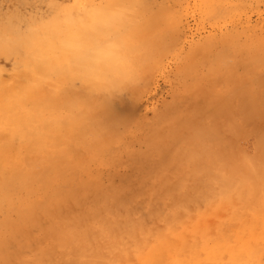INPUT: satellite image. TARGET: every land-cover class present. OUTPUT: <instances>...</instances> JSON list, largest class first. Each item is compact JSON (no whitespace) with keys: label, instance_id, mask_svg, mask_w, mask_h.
Listing matches in <instances>:
<instances>
[{"label":"rangeland","instance_id":"obj_1","mask_svg":"<svg viewBox=\"0 0 264 264\" xmlns=\"http://www.w3.org/2000/svg\"><path fill=\"white\" fill-rule=\"evenodd\" d=\"M0 108V264L264 263V0H0Z\"/></svg>","mask_w":264,"mask_h":264},{"label":"bare ground","instance_id":"obj_2","mask_svg":"<svg viewBox=\"0 0 264 264\" xmlns=\"http://www.w3.org/2000/svg\"><path fill=\"white\" fill-rule=\"evenodd\" d=\"M108 31H109V30H108ZM62 33H63V32H62ZM76 33H77V32H76ZM76 33H75V34H76ZM79 33H80V32H79ZM59 34H61L60 31H59ZM72 34H73V32H72ZM64 35H65V33L63 34V36H64ZM69 35L71 36V34H69ZM77 35H78V34H77ZM51 36H52V34H51ZM58 37H59V36H58ZM58 37H57L56 39H58ZM65 37H66V36H65ZM65 37H64V38H65ZM77 37H78V36H77ZM28 38H29V40H32L31 37H28ZM54 38H55V37H54ZM68 38H69V36H68ZM71 38L73 39L74 37H71ZM85 38H86V37H85ZM74 39H75V38H74ZM74 39H73V41H74ZM149 39H150V38H149ZM66 40H67V39H65V42H64V43L67 42ZM79 40H80V39H77L76 42L79 41ZM85 40H86V39H85ZM155 40H156V39H155ZM32 41H33V40H32ZM68 41H69V40H68ZM73 41H72V42H73ZM81 41H82V40H81ZM81 41H80L79 43H81ZM125 41H126V40H125ZM159 41H160V40H159ZM26 42H27V41H26ZM72 42H71V43H72ZM74 42H75V41H74ZM83 42H84V41H83ZM67 43H68V42H67ZM71 43H70V45H71ZM87 43H88V42H87ZM87 43H86V44H87ZM89 43H90V42H89ZM123 43H124V41H123ZM72 44H73V43H72ZM81 44H82V43H81ZM81 44H80V46H82ZM84 44H85V42H84ZM86 44L83 45V46H84V48H83L84 50H85V48H86V47H85ZM26 45H27V43H26ZM78 45H79V44H78ZM65 46H69V44H68V45L66 44ZM75 46H76V45H75ZM75 46L72 45V47H75ZM80 46H79V48H78L79 52H80V53H84V52H82V51L80 50ZM49 47L51 48L52 45H50ZM53 47H54V46H53ZM92 47H93V46H92ZM113 47H114V45H113ZM113 47H112V48H113ZM119 47H120V46H119ZM35 48H36V46H35ZM88 48H89V47H88ZM110 48H111V47H110ZM110 48H109V49H110ZM64 49H65V48H64ZM76 49H77V48H76ZM76 49H75V53H76ZM91 49H92V48H91ZM115 49H116V48H115ZM28 50H29V49H28ZM28 50H27V52H28ZM73 50H74V48H73ZM102 50H103V49H102ZM105 50H106V49H105ZM110 50H111V49H110ZM117 50H118V49H116V51H117ZM29 51H30V50H29ZM52 51H53V49H52ZM59 51H60L59 53L63 52V51H61V50H59ZM71 51H72V50H71ZM71 51H70V52H71ZM93 51H94V50H93ZM95 51H97V50H95ZM49 52H50V51H49ZM66 52H67V51H66ZM68 52H69V51H68ZM90 52H91V50H90ZM108 52H109V51H108ZM113 52H114V51H113ZM29 53H30V52H29ZM52 53H53V52H52ZM52 53H49V54H51L50 56H52ZM63 53H64V52H63ZM94 53H95V52H94ZM71 54H72V53H71ZM71 54H70V58H73V57H71ZM95 54H96V53H95ZM56 55H57V54H56ZM62 55H63V54H62ZM62 55H59V56H62ZM85 55H87V54H85ZM85 55H84V57H83V55H82L81 57H82V58H85ZM97 55H98V54H97ZM97 55H96V56H97ZM54 56H55V55H54ZM63 56H64V55H63ZM123 56H124V55H123ZM78 57H79V56H78ZM81 57H79V58H81ZM100 57H101V56H100ZM100 57L97 56L96 58L99 59ZM114 57H115V56H114ZM51 58H52V57H51ZM58 58H59V57H58ZM64 58H66V57H64ZM64 58H63V59H64ZM79 58H78V59H79ZM87 58H88V57H87ZM93 58H95V57L93 56ZM106 58H107V57H106ZM112 58H113V56H111L110 59L107 58V60H112ZM89 59H90V58H89ZM55 60H56V59H55ZM87 60H88V59H87ZM107 60H105V61H107ZM66 61H67V60H66ZM94 61H95V60H94ZM57 62H58L59 64L62 62L63 66H64V63H63L62 59L59 60V61H56V63H57ZM101 62H102V63H101L102 65L105 63L103 60H102ZM109 62H110V61H109ZM42 63H43V62H42ZM66 63H67V62H66ZM69 63H70V62H69ZM84 63H85V62H84ZM99 63H100L99 61H96L95 65H98ZM110 63H111V62H110ZM113 63H114V62H113ZM119 63H120V62H119ZM45 64H46V61H45ZM79 64H80V63H79ZM79 64H78V65H79ZM82 64H83V63H82ZM82 64H81V65H82ZM86 64H87V63H86ZM88 64H89V63H88ZM106 64H108V63H106ZM114 64H115V63H114ZM110 65H113V64H109V66H110ZM58 66H59V65H58ZM66 66H67V65H66ZM66 66H65V67H66ZM99 66H100V65H99ZM116 66H117V65H116ZM116 66H115V67H116ZM50 67H52V66L50 65ZM73 67H74V66H73ZM78 67H79V66H78ZM96 67H97V66H96ZM100 67H101V66H100ZM122 67H123V66H122ZM55 68H57V66H56ZM61 68H62V67H61ZM71 68H72V67H70V69H71ZM80 68H81V67H80ZM97 68H99V67H97ZM106 68H107V67H106ZM47 69H48V68H47ZM62 69H63V68H62ZM66 69H67V67H66ZM95 69H96V68H95ZM113 69H114V68H113ZM113 69H112V71H113ZM127 69H128V68H127ZM48 70H49V69H48ZM64 70H65V69H64ZM74 70H75V69H74ZM81 70H83V69H81ZM85 70H86V69H84L83 71H85ZM87 70H88V69H87ZM90 70H91V69H90ZM104 70H105V69H104ZM115 70H117V68H116ZM118 70H120V69H118ZM50 71H51V70H50ZM55 71H57V69H56ZM83 71H82V72H83ZM209 71H210V70H209ZM48 72H49V71H48ZM69 72H70V71H69ZM72 72H73V71H72ZM82 72H81V73H82ZM94 72H95V71H94ZM117 72H119V71H116V73H117ZM46 73H47V72H46ZM77 73H79V72H77ZM81 73H79V74H81ZM88 73H89V72H88ZM92 73H93V72H92ZM103 73H105V72H103ZM120 73H121V72H120ZM64 74L66 75V73L63 72L62 75H64ZM73 74H76V73H72V76H73ZM86 74H87V72H86ZM98 74L100 75L101 73H98ZM105 74L107 75L108 73H105ZM44 75H45V74H44ZM47 75H48V74H47ZM70 75H71V74H70ZM99 75H98L99 78L96 76L97 79H98V81L96 80V81L98 82V84H99V82H100L99 79L102 77V76H99ZM109 75H110V74H109ZM121 75H122V74H121ZM89 76H92V75L89 74ZM89 76H88V77H89ZM94 76H95V75H94ZM107 76H108V75H107ZM123 76H124V75H123ZM107 78H108V77H107ZM108 79H109V78H108ZM102 80H104L103 77H102ZM110 80H111V79H110ZM107 81H108V80H107ZM25 82H26V81H25ZM86 82H87V81H86ZM93 82H94V81H93ZM97 82H96V83H97ZM102 82H103V81H101V83H102ZM105 82H106V81H105ZM105 82H104V83H105ZM112 82H113V81H112ZM3 83H4V82H3ZM109 83H110V81H109ZM16 84H17V83H16ZM45 85H46V84H45ZM89 85H90V84H89ZM89 85H88V86H89ZM100 86H101V85H100ZM14 88H15V87H14ZM15 89H16V88H15ZM33 89H34V88H33ZM39 90H40V89H39ZM17 91H18V90H17ZM12 93H13V92H12ZM42 93H43V92H42ZM9 99H10V98H9ZM11 99H13V98H11ZM22 102H23V101H22ZM6 106H7V105H6ZM6 106H5V107H6ZM50 106H51V105H50ZM3 107H4V106H3ZM3 107H2V108H3ZM2 108H0V110H1ZM21 108H22V107H21ZM23 108H24V107H23ZM50 108H51V107H50ZM50 108H49V109H50ZM8 110H9V109H7L5 112H7ZM28 110H29V109H28ZM46 110H48V109H46ZM52 110H53V109H52ZM3 111H4V109H3ZM10 111H11V109H10ZM12 111H13V110H12ZM43 111H45V110H43ZM21 112H22V111H21ZM21 112H20V113H21ZM40 112H41V111H40ZM8 113H9V112H7V114H8ZM25 113H26V112H25ZM25 113H24V114H25ZM30 113H31V114H30V115L28 114L29 116H27V117H25V115H24V117H19V116H18V117H19V120H18L15 116H13V117H15V118H12V119H11V118L8 116V115H10V114H8V115L6 114L8 117H4V115H3V116H0V127H1L2 124H4V123L9 124V125L13 124L12 126L14 127V129H13V128H12V129H13L14 132L16 133L19 129H21V127L34 125V124H36V121H35V120L38 118V114H37V113L35 114L34 111H33V112H30ZM42 113H43V112H42ZM22 115H23V114H22ZM43 115H44V114H43ZM38 121H39V120H38ZM39 122H40V121H39ZM40 124H41V123H40ZM39 126H40V125H39ZM49 126H50V125H49ZM49 126H47V127L49 128ZM3 127H4V126H3ZM9 127H10V126H8V127H6V128H9ZM34 127H35V126H34ZM34 127H32V128H34ZM36 127H37V126H36ZM36 127H35V128H36ZM43 127H44V126H43ZM47 127H46V128H47ZM79 127H80V126H79ZM55 128H56V127H55ZM9 129L12 130L11 128H9ZM24 129H25V128H24ZM36 129H38V128H36ZM80 129H81V128H80ZM13 130H12V131H13ZM38 130H39V129H38ZM55 130H56V129H55ZM0 131H1V130H0ZM19 131H20V130H19ZM21 131H22V129H21ZM21 131H20V132H21ZM25 131H26V130H25ZM53 132H54V131H53ZM53 132H52V133H53ZM2 133H3V132H2ZM36 133H37V132H35V135H36ZM48 133H51V132H48ZM54 133H55V132H54ZM54 133H53V134H54ZM62 134H63V133H62ZM50 135H51V134H50ZM54 135H55V134H54ZM56 135H57V134H56ZM0 136H1V132H0ZM32 136H33V135H32ZM39 136H40V135H39ZM52 136H53V135H52ZM52 136H50V137H52ZM57 137H59V136H57ZM38 138H39V137H38ZM40 138H41V137H40ZM42 138H43V136H42ZM46 138H47V136H46ZM52 138H53V137H52ZM1 139H2V138H1ZM34 139H35V138H34ZM53 139H54V138H53ZM35 140H36V139H35ZM44 140H45V139H44ZM56 140H57V139H55L54 141L56 142ZM41 141H42V140H41ZM45 141H46V140H45ZM49 141H50V140H49ZM57 141H58V140H57ZM39 142H40V141H39ZM51 142H52V141H51ZM37 143H38V142H37ZM45 143H47V142H45ZM45 143H44V144H45ZM48 144H49V143H48ZM55 144H56V143H55ZM59 144H60V143H59ZM26 145H27V144H26ZM33 145H34V144H33ZM41 145H42V144H41ZM46 145H47V144H46ZM52 145H53V144H51V145L49 146V148H50ZM60 145H61V144H60ZM31 148H32V147H31ZM46 148H47V147H46ZM46 148H45V149H46ZM54 148H55V147H54ZM11 149H12V148H11ZM35 149H36V148H35ZM47 149H48V148H47ZM50 149H51V148H50ZM52 149H53V148H52ZM9 151H10V150H9ZM9 151H8V152H9ZM12 151H13V150H12ZM32 151H33V150H32ZM0 153H1V152H0ZM61 153H62V152H61ZM15 154H17V153H15ZM23 154H24V153H23ZM31 154H32V153H31ZM41 154H42V153H41ZM2 155H3V154H2ZM42 155H43V154H42ZM55 155H56V153H55ZM7 156H8V155H7ZM24 156H25V155H24ZM32 156H33V154H32ZM35 156H39V154H38V155H35ZM1 157H2V156H1ZM1 157H0V159H1ZM15 157H16V156H15ZM29 159H30V158H29ZM25 160H27V159H25ZM17 161H18V160H17ZM19 161H20V160H19ZM0 162H1V161H0ZM63 162H64V161H63ZM13 163H14V162H13ZM1 164H2V163H1ZM20 164H21V163H20ZM26 164H27V163H26ZM57 164H58V163H56V165H57ZM5 166H6V165H5ZM39 166H40V165H39ZM1 167H2V166H1ZM3 167H4V166H3ZM6 167H7V166H6ZM6 167H5V168H6ZM30 167H31V166H29V168H30ZM29 168H28V169H29ZM35 168H39V167H36V166H35ZM46 168H47V167H46ZM24 169H26V168H24ZM47 169H49V168H47ZM50 169H51V168H50ZM34 170H35V169H34ZM37 170H39V169H37ZM25 171H26V170H24V172H25ZM34 172H35V171H34ZM40 173H41V172H40ZM19 174H20V173H19ZM19 174H18V175H19ZM21 174H22V173H21ZM43 174H44V173H43ZM22 175H23V174H22ZM25 175H26V174H25ZM40 176H41V175H40ZM23 177H24V176H23ZM42 177H43V176H42ZM223 177H224V176H223ZM21 178H22V177H21ZM57 178H58V177H57ZM39 179H41V178H39ZM64 179H65V178H64ZM29 180H30V179H29ZM43 180H44V179H43ZM38 182H39V181H38ZM213 182H214V181H213ZM249 182H250V181H249ZM215 183H216V182H215ZM224 184H225V183H224ZM224 184H223V185H224ZM226 184L228 185V183H226ZM250 184H251V183H250ZM32 185H33V184H32ZM238 186H240V185H238ZM231 187H232V186H231ZM22 188H23V187H22ZM250 188H251V187H250ZM250 188H249V189H250ZM249 189H247V190H249ZM250 190H251V189H250ZM238 191H240V190H238ZM255 191H256V189H255ZM240 192H241V191H240ZM251 192H252V191H251ZM257 192H258V191H257ZM254 193H255V192H254ZM232 194H233V193H232ZM232 194H231V195H232ZM241 194H243V193H241ZM247 194H248V193H247ZM251 194H252V193H251ZM231 195H230V196H231ZM233 195H234V194H233ZM233 195H232L231 197H233ZM249 195H250V194H249ZM249 195H248V196H249ZM255 195H256V194H255ZM243 196H244V195H243ZM225 197H226V196H225ZM225 197H223V198H225ZM244 197H245V196H244ZM252 197H253V196H252ZM259 197H260V196H259ZM259 197H258V198H259ZM227 198H228V197H227ZM241 198H242V196H241ZM254 198H256V197H253V199H254ZM193 199H194V198H193ZM234 199H235V198H234ZM237 199H238V198H237ZM12 200H13V199H12ZM245 200H247V198H246ZM248 200L251 201V199H248ZM258 200H259V199H258ZM229 201H230V200H228L227 203H228ZM231 201H232V200H231ZM236 201H237V200H236ZM261 201H262V200H261ZM225 202H226V201H225ZM238 202H239V200H238ZM246 202H247V201H246ZM242 203H243V202L239 203V206H240ZM182 204H183V203H182ZM237 204H238V203H237ZM259 204H260V203H259ZM227 205H228V204H227ZM259 209H260V208H259ZM231 210H232V209H231ZM227 211H228V210H227ZM262 211H263V210H262ZM240 215L242 216V214H240ZM238 217H239V216H238ZM245 217H246V216H245ZM255 217H256V216H255ZM201 218H202V217H201ZM96 222H97V221H96ZM200 222H201V221H200ZM103 224H104V223H103ZM182 224H183V223H182ZM99 225H100V224H99ZM230 225H231V224H230ZM186 226H187V225H186ZM247 226H248V225H247ZM251 226H252V225H251ZM182 228H183V227H182ZM177 230H178V229H177ZM177 230H176V231H177ZM239 230H240V229H239ZM202 237H203V236H202ZM161 238H162V237H161ZM187 240H188V239H187ZM198 240H199V239H198ZM203 240H204V239H203ZM213 241H214V240H213ZM215 241H216V240H215ZM223 241H224V240H223ZM171 242H172V240H171ZM234 243H235V242H234ZM163 244H164V243H163ZM174 244H175V243H174ZM223 244H224V243H223ZM133 245H134V244H133ZM200 245H201V244H200ZM251 245H252V244H251ZM224 246H226V245L224 244ZM219 247H220V246H219ZM215 248H217V247H215ZM225 248H226V247H225ZM253 248H254V247H253ZM187 249H188V248H187ZM243 249H244V248H243ZM178 250H179V249H178ZM220 250H221V249H220ZM222 250H223V249H222ZM241 250H242V249H241ZM106 251H107V250H106ZM146 252H147V251H146ZM210 252H211V251H210ZM235 252H236V251H235ZM244 253H245V252H244ZM89 254H90V253H89ZM145 254H146V253H145ZM168 254H169V253H168ZM211 254H212V253H211ZM247 254H248V253H247ZM156 255H157V254H156ZM182 255H183V254H182ZM205 255H206V254H205ZM241 255H242V254H241ZM168 256H169V255H168ZM227 256H228V255H227ZM245 256H246V255H245ZM237 257H238V256H237ZM182 258H183V257H182ZM182 258H181V259H182ZM185 258H186V257H185ZM246 258H247V257H246ZM181 259H180V260H181ZM206 259H207V258H206ZM247 259H248V258H247ZM263 259H264V258H263ZM263 259H262V260H263ZM170 260H171V259H170ZM239 260H240V259H239ZM245 260H246V259H245ZM171 261H172V260H171ZM152 262H153V261H152ZM154 262H155V261H154ZM154 262H153V263H154ZM187 262H188V261H187ZM260 262H261V261H260ZM155 264H156V263H155ZM159 264H160V262H159ZM179 264H180V263H179ZM183 264H185V263H183ZM188 264H189V263H188ZM234 264H235V263H234ZM236 264H237V263H236ZM263 264H264V263H263Z\"/></svg>","mask_w":264,"mask_h":264}]
</instances>
